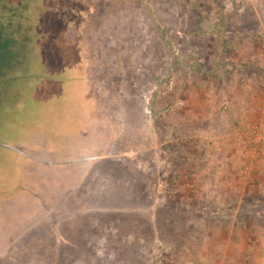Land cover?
<instances>
[{
  "label": "rangeland",
  "instance_id": "rangeland-1",
  "mask_svg": "<svg viewBox=\"0 0 264 264\" xmlns=\"http://www.w3.org/2000/svg\"><path fill=\"white\" fill-rule=\"evenodd\" d=\"M53 1L0 0V264H264V0Z\"/></svg>",
  "mask_w": 264,
  "mask_h": 264
},
{
  "label": "flooded vegetation",
  "instance_id": "flooded-vegetation-1",
  "mask_svg": "<svg viewBox=\"0 0 264 264\" xmlns=\"http://www.w3.org/2000/svg\"><path fill=\"white\" fill-rule=\"evenodd\" d=\"M46 1V0H45ZM83 2H90V0H69L68 3L71 4L68 5V3L66 2V0H54L52 6H49V11L48 12H52L53 15L55 17H60L62 16V14H67L68 17H75L73 15H75L77 13V6L79 5V3H83ZM42 8H43V0H42ZM56 6H60L61 9H57L55 8ZM47 10V9H46ZM23 11H25V7L23 8ZM8 14H12L10 16V18H8V20L6 22H1L0 21V29H2V33H3V37L6 39H10L11 43H10V53H11V57L13 59V63L11 64L12 66V70L9 71V73H7L8 76H10V74L13 72L14 69L18 68V67H26L27 65V61H28V57H29V47H30V40H31V27L30 25L23 27L21 24L18 25H14L12 24L11 18L15 17V11H7ZM43 12V11H42ZM24 18L25 17L19 13V18ZM74 22V18L68 19L67 23L65 24L66 27L70 26L71 24H73ZM15 36H19V38L17 39ZM5 75V76H7ZM4 76V77H5ZM77 99L75 100L76 104L72 105L73 109L70 110L68 112V114L70 115L69 118H64L62 121H65L64 123L59 124V126L54 127L56 132V136L53 134L54 137L48 136L47 133V129L44 130V134H45V139L52 141V142H57V143H61V144H56L55 148H57L58 150H64V148H60L61 146H65L63 144L66 143V139L73 141L74 138L80 140H84V138L86 137V133H84L81 130H87L89 125L87 124L88 121H86V119L83 118L84 114L87 112L85 106H83V94H79L78 97H76ZM70 125V126H68ZM43 143H45L44 141V136H43ZM74 142H70V144H73ZM34 144V143H33ZM32 143L30 145H33ZM88 144V142H87ZM49 145V144H48ZM44 146V144H43ZM47 146V145H45ZM60 150V151H61ZM17 166V170L16 172L11 173V176H15V177H11L10 179H15V181L17 183H20V179H16L17 178V174L18 172H20L22 169L20 167L19 164L15 163ZM17 173V174H16ZM14 181V180H13ZM22 188H25L24 185L22 186Z\"/></svg>",
  "mask_w": 264,
  "mask_h": 264
},
{
  "label": "trees",
  "instance_id": "trees-1",
  "mask_svg": "<svg viewBox=\"0 0 264 264\" xmlns=\"http://www.w3.org/2000/svg\"><path fill=\"white\" fill-rule=\"evenodd\" d=\"M42 11L44 12L45 9L41 10L40 12ZM10 43H11V40L4 38L2 29H0V85L2 82L1 80L4 78V76L7 75V73H9L10 70H12L11 64L13 63V59L10 53L11 52ZM64 122L65 121H62V123ZM44 129H45V126H43V130Z\"/></svg>",
  "mask_w": 264,
  "mask_h": 264
},
{
  "label": "crops",
  "instance_id": "crops-1",
  "mask_svg": "<svg viewBox=\"0 0 264 264\" xmlns=\"http://www.w3.org/2000/svg\"><path fill=\"white\" fill-rule=\"evenodd\" d=\"M219 144V146L220 147H222V148H220V150H223V153L225 154V156H226V153H228L227 151L229 150L230 152H229V155H227V156H230V155H232V153H233V151H231L232 150V147H233V145H234V143L233 142H231V143H229V144H225L224 142H219L218 143ZM225 149H228L227 151L225 150ZM222 152H221V154L222 155H224ZM230 158V157H229ZM228 162H229V160H228ZM231 165V164H230ZM232 166V165H231ZM263 166V165H262ZM233 168H234V166H233ZM235 169V168H234ZM259 170V169H258ZM262 171L264 172V167L262 168ZM258 175H261L262 173H260L259 171H258V173H257ZM188 177V176H187ZM189 179H192V177L189 175V177H188Z\"/></svg>",
  "mask_w": 264,
  "mask_h": 264
}]
</instances>
